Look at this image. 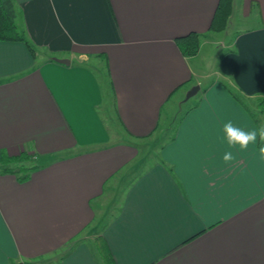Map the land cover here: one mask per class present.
I'll list each match as a JSON object with an SVG mask.
<instances>
[{
	"label": "crops",
	"instance_id": "0c3cea01",
	"mask_svg": "<svg viewBox=\"0 0 264 264\" xmlns=\"http://www.w3.org/2000/svg\"><path fill=\"white\" fill-rule=\"evenodd\" d=\"M12 1L35 53L0 39V153L38 165L0 163V264H101L96 233L115 264H264V162L250 145L225 164L221 141L226 121L259 127L264 0H229L216 50L217 0Z\"/></svg>",
	"mask_w": 264,
	"mask_h": 264
},
{
	"label": "trees",
	"instance_id": "16d2710c",
	"mask_svg": "<svg viewBox=\"0 0 264 264\" xmlns=\"http://www.w3.org/2000/svg\"><path fill=\"white\" fill-rule=\"evenodd\" d=\"M229 12V0H217L214 11L212 13L208 28H220ZM17 12L15 11V6L12 0H0V39H17L24 42L30 54L33 56L35 53L33 44L27 39L25 30L22 25L16 20ZM199 32L188 31L184 34L177 35L174 40L183 54L190 55L195 52L198 41ZM227 90L236 99H239L238 93L227 85ZM255 104L258 107L264 108V95L256 98ZM246 108V111L253 116L255 115L253 111ZM31 157L29 153L24 151H19L16 154H6L4 152L0 153V163L3 164L2 168L11 169L17 173V176L23 177L32 168L36 167L37 163H30L22 165L19 161L29 160ZM15 163L11 166L8 163ZM93 249L98 256L101 264H115L112 255L100 233L93 235L91 239ZM24 264H49L48 262H33L30 260H24Z\"/></svg>",
	"mask_w": 264,
	"mask_h": 264
},
{
	"label": "rangeland",
	"instance_id": "374dc122",
	"mask_svg": "<svg viewBox=\"0 0 264 264\" xmlns=\"http://www.w3.org/2000/svg\"><path fill=\"white\" fill-rule=\"evenodd\" d=\"M225 21H226V18H225ZM225 21L220 28H209V30L213 32L212 36L217 38V40L212 44V46L214 47V50L220 48V45L218 44L219 41L225 42L228 38V35H225L224 33L221 34L223 32L222 30L226 24ZM232 28L233 27H231V29ZM200 35L201 34H199V38L201 37ZM200 52H201L200 54L204 55L202 50ZM192 95H193V93H191L189 95V97H185V98L183 95V97H182L183 99H181L179 102H174V104L172 105V113L169 115V117L166 120V123L163 126L164 129H162L160 131L155 130L156 132L155 131L152 132L151 137L148 138V142L145 143V145L142 147V150L147 149V152L148 151H153V152L157 151V145L160 142H162L169 135V133L171 131V121L173 122L176 118L175 116H178V114L182 111L184 106L187 103H189L190 101H192V99H194V95L193 96ZM256 98L257 97H248V98H246L245 101L249 105L248 108L251 109L253 111L254 115L257 117L259 126H264V108H262V107L260 108L255 104ZM165 105H167V106L171 105V101L170 100L167 101ZM162 115L163 114L161 113V118H160L161 120L164 119V116H162ZM153 137H155V138H153ZM33 162H36V160L19 161V163L22 165L23 164L24 165L30 164ZM13 164H16V162ZM37 261H39V259H37Z\"/></svg>",
	"mask_w": 264,
	"mask_h": 264
},
{
	"label": "clouds",
	"instance_id": "9594fccd",
	"mask_svg": "<svg viewBox=\"0 0 264 264\" xmlns=\"http://www.w3.org/2000/svg\"><path fill=\"white\" fill-rule=\"evenodd\" d=\"M221 133V141L226 143L229 149L222 155V160L225 164L231 165L235 160L232 149L246 151L250 145L256 146V158L258 161L264 162V126L245 130L234 125L229 120L222 124Z\"/></svg>",
	"mask_w": 264,
	"mask_h": 264
},
{
	"label": "water",
	"instance_id": "95a60500",
	"mask_svg": "<svg viewBox=\"0 0 264 264\" xmlns=\"http://www.w3.org/2000/svg\"><path fill=\"white\" fill-rule=\"evenodd\" d=\"M63 60V59H62ZM65 61V60H64ZM196 88V85L190 87L188 89V91L184 94V98L187 97L188 95H190ZM7 264H24L23 261L21 260H18V261H15V262H11V263H7Z\"/></svg>",
	"mask_w": 264,
	"mask_h": 264
}]
</instances>
